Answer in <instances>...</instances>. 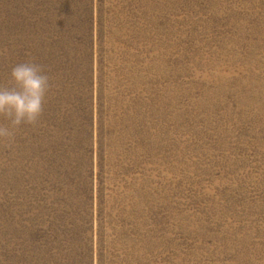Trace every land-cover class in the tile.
Wrapping results in <instances>:
<instances>
[{
	"label": "rangeland",
	"instance_id": "1",
	"mask_svg": "<svg viewBox=\"0 0 264 264\" xmlns=\"http://www.w3.org/2000/svg\"><path fill=\"white\" fill-rule=\"evenodd\" d=\"M28 60L0 264H264V0H0V84Z\"/></svg>",
	"mask_w": 264,
	"mask_h": 264
},
{
	"label": "clouds",
	"instance_id": "2",
	"mask_svg": "<svg viewBox=\"0 0 264 264\" xmlns=\"http://www.w3.org/2000/svg\"><path fill=\"white\" fill-rule=\"evenodd\" d=\"M10 77L7 84H0V116L9 122L0 124V139L9 141L21 124L37 123L50 88L43 66L33 60L15 65Z\"/></svg>",
	"mask_w": 264,
	"mask_h": 264
}]
</instances>
